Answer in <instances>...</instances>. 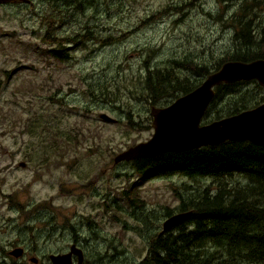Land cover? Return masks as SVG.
<instances>
[{
	"label": "rangeland",
	"instance_id": "374dc122",
	"mask_svg": "<svg viewBox=\"0 0 264 264\" xmlns=\"http://www.w3.org/2000/svg\"><path fill=\"white\" fill-rule=\"evenodd\" d=\"M54 1L0 3V247L30 245L34 233L39 264H52L48 254L68 250L80 233L83 264H135L148 236L161 229L165 207L178 204L176 192L211 182L180 173L143 177L132 162H114L117 153L152 135L151 105L176 98L150 103L142 96L146 66L184 56L209 63L231 51L238 4L84 0L80 7L75 0ZM88 30L120 38L108 45L44 40ZM62 48L68 58L52 53ZM102 112L116 120H103ZM126 189H134L143 209L130 204ZM30 211L37 219L26 221Z\"/></svg>",
	"mask_w": 264,
	"mask_h": 264
},
{
	"label": "trees",
	"instance_id": "16d2710c",
	"mask_svg": "<svg viewBox=\"0 0 264 264\" xmlns=\"http://www.w3.org/2000/svg\"><path fill=\"white\" fill-rule=\"evenodd\" d=\"M69 1L66 0L65 5ZM83 1L75 0L80 7ZM218 1L238 4L231 15L233 49L228 53L223 51L216 60L212 57L209 63L198 57L184 56L170 58L162 67L147 65L142 96L150 103L190 91L202 77L226 60L264 58V10L259 6L264 0ZM52 37H44V40L60 45L63 42L81 45L87 38V41L108 45L120 38L96 36L89 30L87 35L65 39ZM63 50H52V53L59 59L68 58V53ZM247 81L250 80L216 85L202 120L217 119L262 102L264 86L251 79L254 88L238 87ZM88 89H94L90 83ZM131 162L143 177L180 173L194 182L211 179L202 188L191 190L184 186L176 192L178 204L174 208L165 207L164 216L188 210L191 213L174 227L162 233L161 229L151 233L145 254L135 264H264V144L226 140L214 145L161 152ZM124 194L132 206L143 209L144 202L136 196L134 189H126Z\"/></svg>",
	"mask_w": 264,
	"mask_h": 264
},
{
	"label": "water",
	"instance_id": "95a60500",
	"mask_svg": "<svg viewBox=\"0 0 264 264\" xmlns=\"http://www.w3.org/2000/svg\"><path fill=\"white\" fill-rule=\"evenodd\" d=\"M10 1L16 0H0V3ZM251 79H256L264 86V58L249 61L229 59L208 73L193 89L178 95L167 105H151L152 135L147 140L139 141L117 153L114 162L150 157L166 151L214 145L226 140H247L264 144V100L253 107L202 122L216 85ZM100 117L110 122L116 120L104 112L100 113ZM20 164L24 165V162ZM190 213L191 210L180 211L165 217L160 233L179 224ZM19 249L13 252H18ZM73 255L76 257L74 262ZM49 258L53 264H83L84 253L80 246L71 243L68 250L52 252Z\"/></svg>",
	"mask_w": 264,
	"mask_h": 264
},
{
	"label": "flooded vegetation",
	"instance_id": "af4514ba",
	"mask_svg": "<svg viewBox=\"0 0 264 264\" xmlns=\"http://www.w3.org/2000/svg\"><path fill=\"white\" fill-rule=\"evenodd\" d=\"M10 2L28 3V2H30V0L29 1L16 0V1H10ZM129 161L131 162L132 160H129ZM25 217L27 218L26 221L32 220L33 218L37 219V215L35 213L32 214L31 211L28 215H25ZM24 223H25L26 229H32L33 228L32 223H30V222H24ZM15 225H16V223L11 226L12 229L17 226V225L15 226ZM67 226L72 228V230L74 232H78L77 228L74 227V225L72 223H68ZM77 234H80V233H74L75 237L71 241V243L77 244L78 242L79 243L81 242V240H80L81 236L77 235ZM31 237H34L32 239L31 244H30V245H34L33 247L26 244L24 241H21L20 243L13 244L10 248H8L6 250L4 248L1 249V247H0V249H1L0 250L1 251V253H0V264H22L23 261H31L34 264H39L40 258L36 255L37 246L35 245V244H37L38 241L36 240V236L34 235V233H32ZM83 241L87 242V235H85L83 237ZM17 248H20L21 250L19 249L18 252H13ZM49 254H48V258H49ZM72 258H73V262H74L76 260V257L73 255ZM49 260H50V258H49ZM84 260H85V257H84Z\"/></svg>",
	"mask_w": 264,
	"mask_h": 264
}]
</instances>
